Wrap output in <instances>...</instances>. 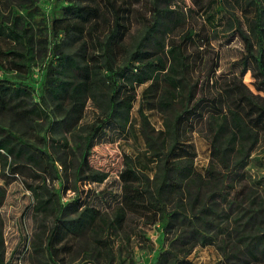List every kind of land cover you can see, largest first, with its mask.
<instances>
[{
  "label": "trees",
  "instance_id": "trees-1",
  "mask_svg": "<svg viewBox=\"0 0 264 264\" xmlns=\"http://www.w3.org/2000/svg\"><path fill=\"white\" fill-rule=\"evenodd\" d=\"M15 2L8 14L0 8V39L6 42L0 44V104L23 115L48 116L50 98L56 102L58 122L65 131L85 132L72 197L76 210L81 208L63 219L62 229L57 231L56 225L47 235L50 256L55 236L88 229L96 239L109 227H120L129 213H137L149 217V223L159 221L165 234L174 235L149 264H201L187 256L197 245L215 244L218 234L226 233L227 227L219 222L223 211L218 202H226L228 193L223 190L233 178L229 176L249 163L257 146H264V95L254 93L243 80L249 59L258 77L264 76V0H190L189 5L185 0H150L145 5L150 16L130 41L127 12L134 9L115 0H66L67 4L56 6L58 15L35 0ZM29 19L43 21L38 29L44 28L46 34L35 35ZM221 36L225 43L237 36L243 45L240 58L232 63L237 70L230 75L217 72L220 53L214 41ZM35 37L49 43V53L38 74L39 100L26 108L23 101L32 98L34 90L30 75ZM3 60H8V70ZM140 85L137 128L145 151L140 156L126 155L118 173L121 198L109 220L106 213L81 200L83 189L76 181L104 180L107 173L91 168L87 155L108 122L120 131L130 128ZM251 87L264 93V82ZM88 100L99 115L95 122L79 125ZM145 109L159 113L160 127H154ZM194 132L203 133L210 144V161L203 171L194 165ZM39 152L0 126L3 167L7 156L41 170L46 161L59 179L53 157L45 149ZM54 194L58 196V190ZM4 195L0 186V206ZM240 195L238 191L227 202L232 209L227 217L234 214L240 221L246 216L250 221L264 216V203L251 198L246 204ZM57 202L59 220L63 207L58 197ZM38 203L40 209L48 205L42 197ZM235 233V251L228 253L221 247L227 264L264 261V220L252 233ZM96 240L110 252L108 239ZM80 264L93 263L85 259Z\"/></svg>",
  "mask_w": 264,
  "mask_h": 264
},
{
  "label": "rangeland",
  "instance_id": "rangeland-1",
  "mask_svg": "<svg viewBox=\"0 0 264 264\" xmlns=\"http://www.w3.org/2000/svg\"><path fill=\"white\" fill-rule=\"evenodd\" d=\"M47 10H55L58 15L59 9L56 6L67 4L66 0H35ZM150 0H115L123 6L128 5L132 12H127V22L130 30L128 41L136 35L145 19L150 16V12L145 9L146 3ZM16 4L15 0H0V8L8 14L11 5ZM132 4V6H131ZM189 5L190 0H185ZM22 13V10H19ZM28 18L27 16H25ZM23 16V19H25ZM22 21V19H21ZM32 23L31 31L35 35H45L42 22ZM63 35L59 34L58 39ZM34 57L32 62V98H25L23 101L26 108L34 105L38 101L40 89L38 88V74L43 72L46 64V56L49 51V43L34 39ZM219 50L220 59L217 72L230 75L232 70H237L232 65L233 61L240 58L243 45L241 40L235 36L225 43L222 36L214 41ZM0 44L6 42L0 39ZM4 69L10 66L8 60H3ZM3 70H0V78ZM244 82L254 92L264 95L257 87H251L252 83L261 84L264 76L257 75L255 65L251 59L247 62V70L243 76ZM143 89V85L137 88V101L131 111L132 124L127 131H120L114 123L108 122L94 138L90 152L87 155L88 165L107 173L103 181H91L85 184V180H77L76 185L83 189L81 200L89 206L100 209L106 213L108 219L113 218L114 207L121 198V181L118 173L124 166L126 155L140 156L145 151L142 137L138 131L139 115L137 112L138 98ZM46 109L48 116L43 114L23 115L10 109L8 105L0 104V126L5 127L10 132L19 136L22 141L32 145L35 153L39 150L47 152L55 160L60 178H55L52 167L46 161L42 162L41 170L36 166H30L21 158L7 156V164L3 167V160L0 159V186L5 189V195L0 206V264H80L85 259L93 264H149L156 259L157 254L166 247L174 238L172 233L165 234L159 221L147 222L149 217L139 216L137 213H129L124 223L118 227H109L107 231L101 233L96 239H108L110 252L106 250L103 243L95 239V235L90 230L80 234L64 233L61 238L55 236L50 244L52 257L46 246V237L52 228L58 225L59 231L63 219L75 216L81 208L77 207L72 197L75 193L74 170L80 159L83 148L82 134L84 131L67 132L58 122L61 114L56 106V102L47 98ZM151 123L155 128L160 127V115L155 110H146ZM99 115V109L91 100H88L83 110L79 125L95 122ZM46 139V142L43 141ZM192 141L195 146L196 156L194 165L198 171L209 164L210 144L203 133L194 132ZM44 156V155H43ZM46 158L45 156L43 157ZM232 180H228L224 187L227 194L226 202L219 201L218 207L222 209L220 221L227 227L226 233L217 236L215 244L197 245L188 254V258L201 264H227L222 254V249L228 253L235 251L236 230L243 233H252L257 225H261L264 216L255 220L247 221L244 216L240 221L234 218V214L227 217L232 209L227 202L232 195L241 193V198L247 204L249 199H255L258 204L264 203V146H257L250 155L249 163L237 175L231 174ZM35 189V191L33 190ZM58 190V196L55 191ZM42 197L47 199L46 208L40 209L36 206ZM57 197L63 207L59 220L56 219L59 207ZM58 235V234H57ZM237 246V245H236ZM225 248V249H224ZM233 258H231L232 260ZM238 261L237 263H241ZM245 264H264V261H250Z\"/></svg>",
  "mask_w": 264,
  "mask_h": 264
},
{
  "label": "built area",
  "instance_id": "built-area-1",
  "mask_svg": "<svg viewBox=\"0 0 264 264\" xmlns=\"http://www.w3.org/2000/svg\"><path fill=\"white\" fill-rule=\"evenodd\" d=\"M89 184V183H88ZM90 185V184H89Z\"/></svg>",
  "mask_w": 264,
  "mask_h": 264
}]
</instances>
